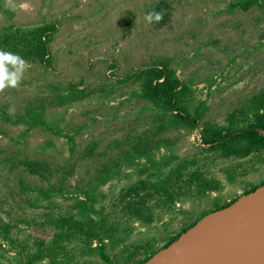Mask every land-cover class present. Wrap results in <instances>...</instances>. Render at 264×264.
<instances>
[{
	"label": "rangeland",
	"instance_id": "obj_1",
	"mask_svg": "<svg viewBox=\"0 0 264 264\" xmlns=\"http://www.w3.org/2000/svg\"><path fill=\"white\" fill-rule=\"evenodd\" d=\"M236 1L0 0V34L56 26L49 63L23 58L17 86L0 90V237L8 228L0 240V264H17L40 240L48 242L51 218L76 214L73 193L102 165L117 172L100 186L94 205L110 213L108 221L123 236L117 257L139 244L160 247L207 212L214 198L222 204L264 181V151L219 157L207 151L199 134L203 123L224 124L229 112L264 88V0L246 10L231 7ZM25 2L28 10L20 8ZM162 10L170 12L165 23L145 19ZM163 60L191 87L194 103L202 102L193 129L162 122L139 97L138 81L129 78ZM71 91L80 92L69 101ZM41 106L48 127L25 131L26 125L4 117H24ZM152 156L162 172L194 158L216 188L179 200L149 224L122 216L112 204L123 187L154 171L146 161ZM22 158L45 161L50 181L24 170L18 164ZM49 182L62 193L46 198L42 189ZM59 259L60 264H102L80 239L66 242ZM49 263L45 258L37 264Z\"/></svg>",
	"mask_w": 264,
	"mask_h": 264
},
{
	"label": "trees",
	"instance_id": "obj_2",
	"mask_svg": "<svg viewBox=\"0 0 264 264\" xmlns=\"http://www.w3.org/2000/svg\"><path fill=\"white\" fill-rule=\"evenodd\" d=\"M261 1L237 0L231 7L246 10L253 5H260ZM161 13L163 18L159 24L170 18V12L167 10H162ZM55 28V24L50 22L26 29H5V32L0 34V49L18 54L22 58H37L49 63L48 44ZM129 78L138 81L139 97L149 102L152 109L161 114L162 122L189 129L196 127L202 116L200 107L202 102L197 105L194 103L191 87L180 79L175 68L169 66L167 61H158L140 68ZM78 92L80 91H71L72 95L68 96L67 100L79 97ZM44 109L45 107L41 106L38 111H26L24 117L17 119L7 114H4V117L11 123H23L26 125L25 131H29L34 126L43 124L48 127V120L43 118ZM199 134L201 143L206 145L207 151L219 157H245L251 153L264 151V88L250 95L243 104L229 112L224 124L203 123L199 127ZM142 155L138 153L137 157ZM146 161L154 171L149 176L139 178L123 187L112 204L113 208L118 207L119 213L127 218L149 224L158 218L159 214L168 212L179 200L194 194L202 195L216 188L217 182L207 178L198 165L195 167L198 161L194 158L180 159L166 172H162L160 160L155 157H148ZM18 164L31 175L50 181L51 171L45 161L22 158L18 160ZM116 172L113 166L111 168L107 165L100 166L93 178L73 193L76 214L52 217L50 223L54 232L51 239L48 242L40 240L36 250L26 253L17 264H37L45 258L49 259V264H60L59 256L65 243L78 239L83 240L90 251L100 257L102 264H140L159 248L174 240L204 214L224 207L236 198L222 204L214 198L207 212L190 219L160 247H152L150 243L139 244L117 257L115 250L123 242V236H120L118 229L113 228V224L108 221L110 213L103 212L102 207L97 210L94 205L98 189ZM258 185H251L244 193ZM42 191L46 198L51 193H62L61 188L50 182ZM7 233L8 228H3L0 240L5 239Z\"/></svg>",
	"mask_w": 264,
	"mask_h": 264
},
{
	"label": "water",
	"instance_id": "obj_3",
	"mask_svg": "<svg viewBox=\"0 0 264 264\" xmlns=\"http://www.w3.org/2000/svg\"><path fill=\"white\" fill-rule=\"evenodd\" d=\"M263 226L264 183L240 194L226 206L204 214L140 264H183L182 258L187 253L218 232L219 264H260L264 262V253H256L255 243Z\"/></svg>",
	"mask_w": 264,
	"mask_h": 264
},
{
	"label": "clouds",
	"instance_id": "obj_4",
	"mask_svg": "<svg viewBox=\"0 0 264 264\" xmlns=\"http://www.w3.org/2000/svg\"><path fill=\"white\" fill-rule=\"evenodd\" d=\"M20 8L28 10L27 2L22 3ZM162 13L151 11L145 16L149 22H159L162 19ZM26 67V61L18 54L0 50V90L6 87H16L19 83L20 77Z\"/></svg>",
	"mask_w": 264,
	"mask_h": 264
},
{
	"label": "bare ground",
	"instance_id": "obj_5",
	"mask_svg": "<svg viewBox=\"0 0 264 264\" xmlns=\"http://www.w3.org/2000/svg\"><path fill=\"white\" fill-rule=\"evenodd\" d=\"M220 235L219 232L213 234L206 242L195 247L182 258L183 264H219L216 260L219 253ZM255 251L257 254L264 253V226L260 231L259 238L255 243ZM226 256L222 258L225 261ZM224 264H229L228 262ZM260 264H264L261 262Z\"/></svg>",
	"mask_w": 264,
	"mask_h": 264
}]
</instances>
